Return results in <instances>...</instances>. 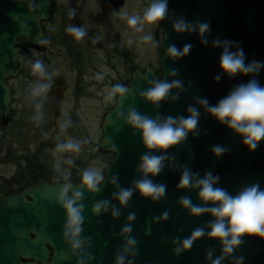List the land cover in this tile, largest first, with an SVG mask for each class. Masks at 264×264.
Masks as SVG:
<instances>
[{
    "label": "water",
    "instance_id": "1",
    "mask_svg": "<svg viewBox=\"0 0 264 264\" xmlns=\"http://www.w3.org/2000/svg\"><path fill=\"white\" fill-rule=\"evenodd\" d=\"M105 5L117 10L124 0H104ZM25 3L19 6V3ZM41 4L36 13L27 9L28 0H0V126L8 124L12 110L11 88L6 79L17 76L22 70L23 62L31 57V49L40 51L43 45L34 42L38 34H42L41 22H45L50 14L49 0H37ZM169 12L183 16L187 20L210 22L211 33L209 44L200 42L198 33H176L172 28V19L162 21V50L159 59L161 76L157 77L149 65L144 72L131 69V80L125 84L135 89L134 95L122 101L126 110L134 106L143 114L155 116L187 115V107L193 104L194 96L206 97L210 104H216L221 98L240 83H246L252 77L237 75L234 78L224 76L219 82L215 75L221 72L219 58L221 48H213L211 41L219 37L239 42L246 55V63L252 60L264 61V0H168ZM29 11V14H28ZM18 13L22 20L28 23L30 34L22 32L10 13ZM22 38V43L18 39ZM45 38V37H44ZM186 43L192 44L190 53L176 61L167 57V46L175 44L182 48ZM235 50V49H232ZM175 68L185 87L190 83L186 93H182L178 102H162L159 109H154L139 97V92L147 86L142 77L148 79H174L167 76V71ZM256 79L264 86V69ZM173 91H176L174 89ZM117 104L108 112L102 123V139L97 146L99 152L111 153V161L107 164L105 174L110 178L119 173L122 186L131 185L136 173L134 171L144 148L140 136L132 135L131 129L123 125V121L115 120ZM203 113V109H201ZM111 117L112 123L108 124ZM201 134L198 137L189 135L185 144L170 150L177 157L176 164H188L193 171H199L201 177L206 169L221 177L218 186L235 195L243 186L259 183L264 190V140L255 151H249L242 144V139L226 126L220 125L209 114L203 113L199 122ZM115 143L117 151L111 144ZM220 144L230 151L221 158H216L210 151V146ZM189 153H194L189 159ZM180 172L173 171L171 166L154 178L156 182L167 184V193L160 202L144 200L135 194L127 208L122 209L118 220H113L110 213L94 216L91 207L95 201L111 198L114 185L105 182L103 190L98 195L85 194L83 203L86 205L84 216L85 236L94 240L91 251L96 259L93 264H114L115 250L121 246V240L114 238L112 232H119L130 212L137 213L133 222L132 236L139 241V256L135 264H208L205 249L214 248L215 256L220 254L218 241L201 238L194 242L191 250L175 257L172 253V239L190 235L197 226H203L211 219L210 216L191 217L186 210L178 207L176 201L181 195L191 196L197 201L198 190L185 192L178 190ZM47 185L44 178L34 177L19 191H11L0 198V264H75V257L60 260L59 254L67 248L62 239V229L65 222L63 209L52 199H46L42 193ZM29 197L31 200H27ZM113 203H116L115 201ZM118 206V205H117ZM164 210L170 211L168 221L153 223L151 234L145 235V229L151 224L154 216ZM179 213V216H177ZM99 221V223H98ZM183 231H179L180 229ZM99 233V236H97ZM167 236L168 243H161V238ZM36 241V242H33ZM107 241V246H105ZM52 255H50L49 249ZM235 255L246 257L244 264H264V241L255 237H246L240 250ZM224 264H231L226 260Z\"/></svg>",
    "mask_w": 264,
    "mask_h": 264
},
{
    "label": "clouds",
    "instance_id": "2",
    "mask_svg": "<svg viewBox=\"0 0 264 264\" xmlns=\"http://www.w3.org/2000/svg\"><path fill=\"white\" fill-rule=\"evenodd\" d=\"M24 5L23 2L19 3V6ZM26 5L32 13H36L41 7L37 0H28ZM10 16L18 23L22 32L30 34L28 23L22 20L18 13H10ZM69 16L72 18L76 16L74 8L69 10ZM118 16L129 30L127 33L129 46L141 43L149 44L153 48L157 47L158 44L151 28L169 17L172 19V28L176 33H198L201 44H209L210 22L190 21L183 16L170 13L168 0H150L142 13H129L121 9ZM65 30L76 41L83 40L88 35L85 26L70 24ZM41 35L38 34L34 42L39 45L48 43L44 37L41 38ZM211 45L213 48L222 49L219 58L221 72L215 75L216 82L224 76L228 78H234L237 75L252 77L246 83L234 86L214 105L210 104L206 97L197 95L193 97L194 103L188 105L186 116L162 115L159 112L155 116H149L141 113L134 106L124 109L122 101L135 93V89L131 86L116 83L103 90V102L106 105H118L115 120L123 121V125L131 129L133 136L139 134L145 151L134 169L136 178L128 187L120 184L119 173H114L107 178L104 168L95 162L82 170L79 183L74 184L71 180V167L63 168L60 162H55L54 171L60 182L47 185L42 195L46 199L54 200L65 214L62 239L67 248L60 252V260L75 257V264H93L96 259L91 251L94 244L93 237L83 235V226L86 222L84 216L86 205L83 201L86 193L93 196L98 195L103 190L106 180L108 184L114 185L115 190L111 193V198L95 201L91 207V213L94 216L110 213L113 220H118L122 209L129 206L135 194L151 202H160L165 198L167 184L156 182L154 178L169 166L173 171L180 172L179 183L176 186L178 190H185V192L198 190V203H194L189 195H181L176 201L178 207L186 210L191 217L204 215L211 217L203 226L195 227L189 236L184 238L176 236L172 239V253L175 257L178 258L191 250L194 242L206 237L209 240L218 241L220 246V254L215 258L214 248L205 249L208 264H224L226 260H230L231 264H244L246 257L235 254L240 250L245 238L255 237L264 241V190L260 188L259 183L243 186L233 195L225 188L218 186L221 177L214 174L211 169H206L201 177L200 172L193 171L188 164L177 165V157L170 154L171 149L185 144L190 134L194 137L200 136L199 122L203 113L209 114L220 125L226 126L232 133L241 137L242 144L249 151H255L260 142L264 140V86L256 79V76L264 69V61L252 60L246 63L245 52L236 41L222 40L217 37L211 41ZM192 47L190 43H186L182 48L170 44L166 49L167 57L176 61L186 57ZM31 74L36 79L30 83L25 99L34 110L32 120L39 126L44 119V102L53 86L54 77L59 73L55 69L50 71L42 60L37 59L31 63ZM167 76L174 77V79L142 77L149 86L139 92V97L154 109H159L165 101L178 102L181 94L186 93L191 86L189 83L185 87L184 81L179 78V72L175 68H170ZM95 79L102 81L104 75L97 74ZM174 89L176 91H173ZM58 123L62 133H66L67 129L72 126V121L67 117L66 111L64 118ZM107 123H112L110 116ZM88 142V140L67 136L62 142L56 144L53 156L61 159L66 156L67 158H63L62 162L74 166L73 155L81 153L83 146ZM111 147L117 151L115 143L112 142ZM210 151L216 158H221L230 149L227 146L215 144L210 146ZM193 155L194 153H189V159ZM114 201L116 203H113ZM169 218V210H164L162 214L154 216L151 224L145 229V235L151 234L153 223L168 221ZM136 219L137 213L130 212L120 231L112 232L114 238L121 240V246L115 250L114 264H135L139 256V241L131 235L132 225ZM107 243L105 241V246ZM161 243H168V237H162Z\"/></svg>",
    "mask_w": 264,
    "mask_h": 264
},
{
    "label": "flooded vegetation",
    "instance_id": "3",
    "mask_svg": "<svg viewBox=\"0 0 264 264\" xmlns=\"http://www.w3.org/2000/svg\"><path fill=\"white\" fill-rule=\"evenodd\" d=\"M101 2L104 10L111 14L112 16L118 15V12L126 5L127 1L124 0V4L122 7L117 10L113 9L105 5L104 0H98ZM51 7V14L49 18L45 22H41L42 31L45 39L48 43L43 45V48L40 51L31 49V57L26 59L23 62L22 70L15 77H9L6 79V84L11 88V104L10 108L12 113L10 115L8 124L4 127L0 128L2 130H8L15 121L16 109L20 106L26 107L29 104L22 100L17 99V91L21 88L26 90V85H29L35 77H31L30 75H25L27 71V66L29 63L34 62L39 59L44 63H51V55L53 58H61L65 62H67V67L69 68V72L71 73L70 81L65 82L63 78L54 77V83L47 95L46 104L48 107H55L56 111L58 110V96H61V99H64L67 94H69L72 99H80L87 96H98L101 97L103 95V90L107 87H110L116 83L127 84L131 80V69L135 68L144 72L147 66H151L154 74L157 77L161 76V71L159 67V59L163 54L162 50V22L159 25L153 26L154 29V37L158 46L157 49L160 52L158 57V63L156 67L152 64H146L145 67L139 68L136 67L135 63L126 62L127 63V77L122 79L120 77H116L111 74H106L105 72H101L98 67L95 66H87V62L84 61L85 51L88 49V45L86 40L89 39V35H87L83 40L76 41L71 35L66 32V27L70 24L76 26H84L86 25V13L85 11L78 7L77 3H74L71 6H67L63 2L59 0H49ZM150 3V2H149ZM148 3V5H149ZM74 8L76 10V16L74 18L69 16V10ZM18 43H22L23 39L19 38ZM86 43V44H85ZM95 48L105 46H96V43L93 42ZM112 53L109 56V60L120 58L121 50L119 48L113 46ZM86 63V64H85ZM89 70H86V69ZM110 73H114L113 69H109ZM89 71V72H88ZM105 73V74H104ZM97 74L104 75V79L102 81H98L95 79ZM58 85H65L62 89H57ZM82 86V88H81ZM56 91H59L58 94ZM68 91V92H67ZM102 98V97H101ZM115 104H111L108 109L104 112L101 122L98 125V131L100 132V139L95 144V148L97 150V146L102 139V123L105 115L110 112ZM71 130H69L70 132ZM48 134L46 138L43 137V133L41 131H33L32 128L29 127L27 129L26 140L24 144L18 145L16 149L13 148L12 143L10 141H5L1 154H3V160L1 165L5 167L6 174L2 175V181L0 182V198L6 195L11 191H19L25 187V184L34 177H41L46 180L49 184H56L58 181L57 173L54 171L55 160L53 156H48L47 161L42 160L40 151L42 149L51 148L53 142H56L55 136L52 135L50 130H46L44 132ZM71 136L72 133H66V137ZM8 137V136H7ZM66 139V138H65ZM64 139L59 140L62 142ZM56 146V144H55ZM98 154L105 153L99 152ZM111 160H109L110 162ZM108 162V163H109ZM104 164V163H103ZM2 166L0 167V173L2 172ZM61 166L63 168L71 167V180L74 184H78L80 181V175L84 167L74 168L67 164L61 162ZM27 200H31L29 197H26ZM51 253V249L48 248Z\"/></svg>",
    "mask_w": 264,
    "mask_h": 264
},
{
    "label": "rangeland",
    "instance_id": "4",
    "mask_svg": "<svg viewBox=\"0 0 264 264\" xmlns=\"http://www.w3.org/2000/svg\"><path fill=\"white\" fill-rule=\"evenodd\" d=\"M67 6H71L74 3L78 4V7L82 8L86 13V25H84L88 31L89 39L86 40L88 49L85 51L84 61L87 62V66L98 67L101 72L111 74L122 79L127 77V61L134 62L136 67L143 68L146 64H152L156 67L158 63V57L160 52L157 47L153 48L149 44L136 43L131 46L127 44L128 40V29L126 24L119 19L118 15L112 16L108 14L100 1L98 0H59ZM126 5L122 8L127 10L129 13H142L143 10L148 6L150 0H126ZM151 32L154 35V29L151 28ZM139 35V34H138ZM155 38V37H154ZM96 46H105L95 48ZM115 46L121 50L120 58L109 60V56L112 53V47ZM51 55V63H45L49 70L55 69L59 75L55 77L63 78L65 82L70 81L71 73L67 67V62L61 58H53ZM32 63V62H31ZM31 63L27 66V71L23 76L30 75L31 77ZM86 64V63H85ZM109 69H113L114 73H110ZM86 70H89L88 68ZM89 72V71H88ZM104 73V74H105ZM30 85V84H29ZM27 89H19L17 91V99L26 101L28 94ZM65 85H58L57 89H62ZM82 88V86H81ZM59 91H56L58 94ZM68 92V91H67ZM102 97V98H101ZM98 96H87L80 99H72L69 94L61 99L58 96V110L55 107H48L44 102V119L43 122L37 126L32 120L33 108L29 105L26 107L20 106L16 109L15 121L12 126L6 130L0 128V167L3 160V154H1L4 142L10 141L14 149L18 145L24 144L27 135V129L32 128L33 131H41L43 137L46 138L48 134L44 132L50 130L52 135L55 136L56 142H53L52 147L42 149L40 151L42 160L47 161L48 156H53V150L55 144L59 143V140L66 138V133H72V137L80 140H88L89 142L83 146V151L78 155H73L75 160L74 167H88L94 162L98 165L106 168L109 160L112 159L111 153H100L98 154L95 144L100 139V132L98 131V125L101 122L102 116L106 109L111 104H105L103 102V95ZM71 119L72 126L69 127L66 133H62L59 129V121L64 118V114ZM2 127V126H1ZM69 130H71L69 132ZM8 136V137H7ZM54 157V156H53ZM47 158V159H46ZM63 158H67L62 157ZM59 157H54L56 162H62ZM104 163V164H103ZM2 172L0 173V182L2 181V175L6 174V169L2 166Z\"/></svg>",
    "mask_w": 264,
    "mask_h": 264
}]
</instances>
